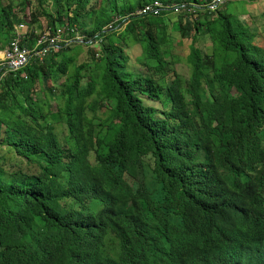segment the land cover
Here are the masks:
<instances>
[{"label":"trees","instance_id":"trees-1","mask_svg":"<svg viewBox=\"0 0 264 264\" xmlns=\"http://www.w3.org/2000/svg\"><path fill=\"white\" fill-rule=\"evenodd\" d=\"M151 1L0 0V264H264V10Z\"/></svg>","mask_w":264,"mask_h":264},{"label":"built area","instance_id":"built-area-1","mask_svg":"<svg viewBox=\"0 0 264 264\" xmlns=\"http://www.w3.org/2000/svg\"><path fill=\"white\" fill-rule=\"evenodd\" d=\"M225 0H216V3L209 5L210 8H214L217 4L224 2ZM183 5L175 6L170 8L168 4H163L160 0H152L147 3L144 7L139 9L136 14L138 15H160L163 11L173 10L178 11ZM74 29H72V33ZM15 38L9 43L7 48L3 51V56L0 62V77H4L7 73L17 72L24 68L31 57V55L42 59L49 52L50 49H59L61 42L68 45V40L60 39V35L51 37L46 33L38 35L35 42V50L32 51L30 46L23 43L24 41V30L16 26ZM78 42L81 39L80 36H76ZM51 42V44H50ZM90 43V42H87ZM49 49H47V48ZM49 51V52H48ZM33 52V54H32Z\"/></svg>","mask_w":264,"mask_h":264},{"label":"rangeland","instance_id":"rangeland-1","mask_svg":"<svg viewBox=\"0 0 264 264\" xmlns=\"http://www.w3.org/2000/svg\"><path fill=\"white\" fill-rule=\"evenodd\" d=\"M240 2L241 1H239V0H230L228 2V4H227V8L230 11L236 12L240 16V18L243 19L245 17V15L242 14L241 10L235 9L237 6H239ZM243 6L247 9V11H251V12H255V13L259 14V13H261V11L264 10V0H254V1H248V0H246V1L243 2ZM250 22L252 23V21H250ZM17 25L19 26V28H21L22 30H24L25 36L27 38H29V35H30V28H32V26H33V28H35V33H34L35 38L33 37L34 40H32V42L30 43L31 44L30 45V48H31L32 51L35 50V42H36V38L38 37V35L43 34L45 32V30L48 29V27L45 24H43L42 28H36V25H31V23L26 24L23 21L20 22V23H17ZM251 26L253 28H254V26H256L258 29H263L262 26H264V18H258V20H256V22H254V24H251ZM46 33H48V35L51 36V33H49L48 30H47ZM58 34L60 35V39L61 40L62 39L68 40V42H69L68 45L71 44V43H73V42L75 43V41L73 40L74 38L71 39V36H69V34L66 33V30L64 32L63 29H60L58 27L57 28V35ZM51 37H55V36H51ZM176 39H178V37H176ZM76 43L77 44H80V45H86V46L87 45H90V43H86V42L84 43V41L82 39H80L79 42H76ZM50 44H51V42H50ZM63 47H67V46H65V44H64ZM95 47H96V45H95ZM47 49H49V48H47ZM172 52L176 56H178V58H179V60L177 61V64H176L177 65L176 66L177 67V70L180 72L181 75H183V76L186 77L188 75L189 69H188L187 65L183 61L184 56H185V49H184V47H182V46L181 47H179V46L178 47H175V48H173V51ZM2 56H3V53L0 56V62H1ZM84 58H85V54L83 52L81 54V56H80V59L83 60Z\"/></svg>","mask_w":264,"mask_h":264},{"label":"clouds","instance_id":"clouds-1","mask_svg":"<svg viewBox=\"0 0 264 264\" xmlns=\"http://www.w3.org/2000/svg\"><path fill=\"white\" fill-rule=\"evenodd\" d=\"M16 26H17V24L14 26V30H16ZM24 39H27V37L25 36V32H24ZM13 40V39H12ZM11 40V41H12ZM74 41H76V42H78V40H77V38L75 37L74 39H73ZM65 44V43H64ZM65 46H68V45H65ZM61 47V46H60ZM2 53H3V51L2 52H0V56L2 55ZM14 73V72H13ZM8 74V73H7ZM6 74V75H7Z\"/></svg>","mask_w":264,"mask_h":264}]
</instances>
